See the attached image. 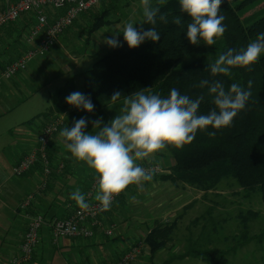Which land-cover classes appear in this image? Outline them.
Instances as JSON below:
<instances>
[{
    "label": "crops",
    "instance_id": "0c3cea01",
    "mask_svg": "<svg viewBox=\"0 0 264 264\" xmlns=\"http://www.w3.org/2000/svg\"><path fill=\"white\" fill-rule=\"evenodd\" d=\"M17 1L0 0V12ZM102 8L104 9H100V11L108 9L105 6ZM83 15L60 36V40L45 55L32 60L24 71L19 72L9 80L2 79L1 73L9 63L16 60L29 48V45L26 43V37L35 22V15L33 13H25L17 21L7 24L0 29V264H10L12 259L20 254L29 223V216H26L22 203L31 193H33V199L28 212L31 216L36 214L43 215L46 222L41 230L40 242L35 249L33 259L26 264H114L135 241L144 239L158 222L173 220V217H176L179 214L178 212L182 211L189 204L192 205L187 211L194 210L195 205L212 204L210 207H207L205 215L206 218L209 216L208 218L210 219V213L213 208L226 212L231 211L233 214L236 211L237 216L235 220L239 222L238 215L243 211L240 209V206L242 208L241 201L250 199L245 198V194H241L240 191L205 193L183 185L175 186L180 187L182 192L185 193L191 190L192 192L190 193H192L193 198L190 201L185 200L183 195L179 193L175 194V198L168 199L169 196H174V194L169 196L164 195L165 197H163V193L161 192L164 187L172 184L153 177L151 181H143L141 185H129L110 211L99 217L98 224L93 228L94 236L91 238L65 236L61 237L57 243L52 240V222L55 219H66L79 209L75 201L70 198L71 193L76 189H80L85 194L87 200V193L93 180L96 178V174L84 162L77 163L72 158L71 153L58 142L57 137L59 133L53 137L49 146L53 173L47 178L44 176L41 163H37L22 177L14 175L13 167L30 150L32 144L35 142V135L52 120V117H41L39 119H36V117L43 115L51 108L52 95L65 85L59 87L61 83L66 81L64 77V64L62 62V60L64 61V55H69L77 66L81 62L78 59L79 55L76 53L78 47L75 44L78 42L77 39L80 38H77L75 33L77 28L80 27V22L82 21L80 18ZM85 19H88L87 16H85ZM87 22H89V19ZM116 22L119 23L121 21L119 19ZM107 26L102 27V29L110 30V26ZM120 28L105 32L103 36L101 35V40L103 37L117 32ZM95 33L92 34L89 42L87 39L85 44L88 47L85 50L86 56L93 59L105 55L104 53L106 52L102 53L103 50L110 49L101 40H99V43L94 42L96 38ZM119 38L123 39V35L121 34ZM74 45H76L75 49L71 50V46ZM92 50H94L93 55L91 53ZM71 51L75 52V54L73 55ZM54 68L56 69L55 74L52 72ZM59 69H61V74L58 72ZM76 69H74V73H77L75 72ZM30 74L34 78H29ZM55 77L59 79L52 81ZM81 86L82 81L77 91L82 92ZM40 96L46 97V99L43 105L38 106V98ZM74 110L71 109L70 112ZM16 113L20 114L17 119L13 120L17 122L11 125L10 123L13 121L8 125L2 123L4 119L10 117L12 119V116ZM78 115L79 113L76 116H67L64 127L66 125L70 126L68 121L70 117L76 118ZM95 116L99 117L97 114ZM7 133L13 136V140L10 142H8ZM149 160L162 163L168 169L175 163L171 157L166 156L158 159L154 154L147 157L145 161ZM60 161L65 164V167L62 171H57L55 167ZM145 161L142 159L137 162L144 163ZM169 172L170 169L166 170L164 174H168ZM44 181H47V186L41 187ZM156 185L160 186V191L153 192L151 195ZM215 196H217V199L213 198ZM218 197L221 199H218ZM232 197H236L237 202L232 200ZM173 202H177V204ZM152 204L153 207L151 206ZM229 205L230 208L224 209ZM152 209L154 210L151 211ZM197 209L199 210V207ZM157 210L161 211L159 218L154 217V215L160 212ZM196 217L191 220L190 224L194 223L195 220L197 222L201 221L200 219L198 220V218L202 217L200 214L197 219ZM222 221L225 225L227 219H223ZM112 225H116V229L113 235L109 236L106 234L105 229ZM193 226L191 224V229H193L192 231L190 229V234L181 235V239L179 240L178 236H176L177 239H174L168 245V248L169 246L171 247L170 254L173 259L181 260L177 255L186 252V250H180V252L179 250H175L177 245L175 241H180V245L187 244V247L199 248L197 246L201 245L202 249H207L218 248L216 246L217 241H220L222 244L233 243L228 238L230 239L235 235L238 236L237 233H228L216 240L212 237V231L208 225L205 226L198 223L195 227ZM239 229L240 226L238 225ZM180 245H177V247L181 248L182 246ZM218 249L228 251L231 248L226 249L223 247ZM167 250L160 252L158 256ZM242 250H246V252L249 250V254L254 255L258 249L253 243H250L242 249H238V256H235L236 252L226 255L229 264H246L244 257L240 255ZM190 258L192 257L190 256L182 260ZM252 260L254 261V259ZM149 261V255L147 254L142 255L139 260L140 263L144 262L145 264H149ZM165 264H171V261ZM249 264L258 263L252 262Z\"/></svg>",
    "mask_w": 264,
    "mask_h": 264
},
{
    "label": "trees",
    "instance_id": "16d2710c",
    "mask_svg": "<svg viewBox=\"0 0 264 264\" xmlns=\"http://www.w3.org/2000/svg\"><path fill=\"white\" fill-rule=\"evenodd\" d=\"M255 8L256 10L249 14ZM96 9L94 17L91 16L93 25L87 29L88 42L93 33L111 23L106 20L109 11L106 13L107 10H98V5L90 10V13ZM161 12L169 15V23H157L156 28L161 34L159 42L145 41L134 49L123 43L122 47L114 48L96 58L92 68L82 73L81 90L91 97L95 105L93 113L78 109L70 112L72 106L65 102V97L78 89V83L70 79L52 95L51 108L36 119H53L56 115H63L66 119L69 115L76 116L79 113L76 119L97 114L103 117V120H110L114 116L111 108L121 106L119 101H110L114 91L119 90L126 95L140 88L150 87L153 93L161 95H167L173 87L193 98L203 92L205 100L200 106V111L207 113L213 105L207 90L195 87L201 79H219L226 87L237 82L245 88L251 80L252 95L248 106L234 118L232 126L220 130L209 126L207 131L198 130L194 140L180 148L166 145L165 149L153 153L158 159L168 156L175 162L168 174L154 178L205 193L218 191L223 183V190L226 188L225 184L229 185L233 189L231 192L240 191L245 194V198L259 194L264 205V54L259 57L258 62L250 66L251 70L249 67H236L232 70L231 77H212L207 70L208 64L214 61L219 53L228 48L244 47L250 40L264 33V0H224L219 14L225 17L223 23L226 32L211 47L203 44L191 45L185 37L186 29L171 23L173 15H182L178 0H168ZM187 19L185 16V20ZM143 26L145 30L151 27L146 23ZM86 130L91 131L92 127L88 125ZM210 131H215L216 135L210 137ZM191 205H187L183 210L189 209ZM259 217L260 212L251 209L246 213H239L238 220L242 232L238 236L228 238L236 244L228 251L189 246L184 254L177 256L181 259L191 256L212 264H229L226 255L236 252V249H242L250 243H255V247L264 244V226L257 234H252V224ZM181 219L183 213L169 222H158L146 236L142 254L149 255V264H156L158 254L168 249ZM199 222L195 220L193 225L196 226ZM257 263L264 264V258Z\"/></svg>",
    "mask_w": 264,
    "mask_h": 264
},
{
    "label": "clouds",
    "instance_id": "9594fccd",
    "mask_svg": "<svg viewBox=\"0 0 264 264\" xmlns=\"http://www.w3.org/2000/svg\"><path fill=\"white\" fill-rule=\"evenodd\" d=\"M224 0H178L182 15H173L171 23L185 28V37L193 46L201 44L211 47L226 32L219 14ZM168 0H140L143 21L140 27L132 21H125L121 28L102 42L109 48H119L126 43L130 49L138 48L145 41L159 42L161 34L156 28L158 22L169 23V15L161 8ZM185 16L188 18L185 20ZM151 25L145 30L143 24ZM123 35V41L119 39ZM264 54V33L239 49L228 48L208 64L212 77H231L236 67H249L258 62ZM252 81L247 88L233 82L227 87L219 79H201L195 87L206 89L213 105L207 113H201L200 106L205 100L201 92L196 97L182 94L173 87L167 95L153 93L150 88H140L130 94L116 90L110 97L112 103L121 102L114 117L104 122L103 117L89 120L85 116L73 118L71 126L66 125L57 140L79 163L84 162L94 171L97 179L95 200L102 210H110L113 197L129 185H141L151 181L153 176L137 161L165 149L166 145L177 148L194 140L197 131L220 130L231 127L234 118L245 110L252 95ZM65 102L87 113H93L95 105L91 97L74 91L65 97ZM92 130L87 131L88 125ZM210 137L215 131L208 132ZM70 198L80 209L90 207L80 189L71 193Z\"/></svg>",
    "mask_w": 264,
    "mask_h": 264
},
{
    "label": "built area",
    "instance_id": "2783aa9c",
    "mask_svg": "<svg viewBox=\"0 0 264 264\" xmlns=\"http://www.w3.org/2000/svg\"><path fill=\"white\" fill-rule=\"evenodd\" d=\"M112 0H18L0 12V29L17 21L25 13H33L35 22L26 37L29 48L16 60L9 63L2 71L1 78L9 80L37 57L45 55L48 50L59 40L60 36L70 28L84 13L94 9L101 3ZM65 124L63 115H56L43 129L35 135V142L30 150L24 154L13 167V173L22 177L37 163H41L44 176L47 178L53 173V166L49 156V146L53 137L59 133ZM138 163V162H137ZM150 171L152 176L165 172L164 167L156 161L140 163ZM63 162H58L55 169L62 171ZM46 184L44 183V186ZM97 192V179L95 178L87 193V202L90 207L78 209L66 219H55L51 224L52 240L57 243L61 237L77 236L89 238L93 236L90 225H95L99 215L105 213L101 205L95 200ZM123 192V191H122ZM113 197L112 204L122 194ZM31 196L25 201L23 207H28ZM108 211V210H107ZM44 224V217L36 214L31 217L21 254L11 261V264H23L31 260L34 248L40 239V230ZM111 234V231L108 232ZM141 245L134 246L125 254L117 264H130L140 253Z\"/></svg>",
    "mask_w": 264,
    "mask_h": 264
},
{
    "label": "rangeland",
    "instance_id": "374dc122",
    "mask_svg": "<svg viewBox=\"0 0 264 264\" xmlns=\"http://www.w3.org/2000/svg\"><path fill=\"white\" fill-rule=\"evenodd\" d=\"M112 1L101 3L99 5V9H98V10H100V9L103 10L104 9V8H102L103 6L108 7L107 11H109V13L106 15L107 16L106 20L111 22L108 25V26H110V30L118 29L119 27H121V25H123V23L125 21H132V22L136 23L137 25H134L136 27L141 23V21L143 19V16H142V8H141L140 0H116V1H113V2ZM255 10H256V8L251 10L249 12V14L253 13ZM96 12H97V9L94 10L92 13H90V11H89V12L85 13L80 18L82 21L80 22V27L77 28L76 33H75L77 38H80V39H77L78 42H76L75 44L78 47L76 53L79 55L78 59H80L81 62L80 63L78 62L79 64L77 63L78 64V66H77L75 61H73L69 57V55H64V61L62 60V62L64 64V66H63V68L65 70L64 77L66 78V81L61 83V85H59V87L63 86L64 84H66V82L70 78H74L76 83H78V87H79V84H81V81H82L81 73L83 71L91 69L92 65H93V60H96V59H93V58H90V57L86 56V52H85L86 48H88V47L85 46L86 41H87V37H88V30L87 29L89 28V26L93 25L91 23V21H92L91 16L94 17L93 14H95ZM85 16H87V18L89 19V22H87L88 19H85ZM119 19H120L121 22L117 23L116 20H119ZM112 22H113V25H114L113 27H112ZM110 30L109 29L108 30L100 29L97 33L94 34L96 36L94 42L95 43H99V40H101V35L103 36V34L105 32H110ZM94 35H93V37H94ZM119 39L121 41H123V39H121V38H119ZM59 40H60V38H59ZM102 40H101V42H102ZM76 45L71 46L72 47L71 50H74ZM112 49L113 48H110V49H107V50L105 49V50L102 51V53H104V52L108 53ZM71 53L73 55L75 54V52H73V51H71ZM91 53L93 55L94 50H92ZM106 53H104V54H106ZM100 57H102V56H100ZM100 57H98V58H100ZM76 67H77V69H76ZM54 69H52V72L55 74L56 69H55V71H54ZM74 69H76L75 72H77V73H74ZM58 72H60V74H61V69H59ZM32 76L33 75L30 74L29 78H34ZM58 79H59L58 77H55V78L52 79V81H57ZM30 96H32V95H30ZM31 98H33V97H31ZM38 99H39L38 101L41 103L40 104L38 102V106H40V105L44 104L46 97L44 98V97L40 96V98H38ZM119 108H120L119 106L111 108V111L114 112V115L116 114V112L119 111ZM71 109L74 110L75 108L72 107ZM19 115H20L19 113H16V114H14L12 116V119H11V117L7 118V119H4V120H2V123H4L5 125H8L11 121L17 119L19 117ZM87 117H89L90 120H94V119L97 118V116H95V114L89 115ZM72 119L73 118L70 117L69 120H68L70 126H71ZM104 121H106L105 123H107L108 120L105 119ZM14 122H17V121L11 122L10 125L12 123H14ZM89 126L92 127L91 124H89ZM12 137L13 136H11L10 134L7 133L8 142L13 140ZM161 165H162V163H161ZM162 166L164 167V165H162ZM164 169H165L164 173H166V170H169L170 168L168 169V168L164 167ZM164 173H162V174H164ZM162 174H160V175H162ZM160 175L159 174L158 175H154L153 177H157V176H160ZM221 185L218 188L219 192L223 191V192L226 193V192L233 191V189H231L229 187V185L225 184V186H226V188H224L225 190L222 189L223 187ZM158 191H160V186L156 185V188L154 190H152L151 195L153 194V192L155 193V192H158ZM190 192H192V191L190 190V191H187L185 193V192H182V189H180V187H176L175 185H169V186L164 187L163 191L161 193H163L162 194L163 197H165L164 195H168L169 196L171 194H174V196H172V195L169 196L168 199L175 198V194L179 193V194L183 195V198L185 200L190 201L193 198L192 193H190ZM213 198L217 199V196H215ZM218 199H221V198L218 197ZM231 199L237 202L236 197H232ZM241 202H242V208L240 206V209L243 210V213L244 212L246 213V211L249 210V209L257 211V212H260V217L253 223V226H252V232H253L252 234H257L264 226V205L262 204L261 196L259 194H256L252 198H250V199H248L246 201L242 200ZM173 203L177 204V202H173ZM211 205L212 204H210V205H199V206L195 205V207L193 208L194 210H192V211L191 210L187 211V210H183V209H182V211L180 210L181 212L179 211L178 213L179 214L183 213V218L185 216L186 217L182 221L181 220L179 221L180 222L179 223V227H178L177 231H175L174 235L172 236L173 241H174V239L175 240L177 239L176 236H178V240H179V239H181V235L185 236V235L191 233V231L193 229V228L191 229V224H193V223L190 224V222H191V220H193L195 218V216H197L196 217V219H197L199 214L202 216V217L198 218V219L201 220L199 222V224L200 225L204 224L205 226L208 225L211 228L210 230L212 231V237H214L216 240L219 239V238H222L223 236L227 235L228 233L229 234L237 233V234L240 235L242 230H241V227L238 230V225L240 226V224H239V222H237V220H235V217L237 216L236 215V211H234L235 214H233V213H231V211L226 212V211H222L221 209L213 208L211 210V213H210L211 214V216H210L211 219L208 218L209 216L206 218V216H205L206 215V209H207V207H210ZM151 206L153 207V204ZM197 207H199V210L197 209ZM228 208H230V205L226 206L224 209H228ZM153 210L154 209H152L151 211H153ZM157 211H160V210H157ZM160 215H161V211L159 213H157L156 215H154V217L155 218H159ZM173 219H174V217H173ZM223 219H227V222L225 223V225H224V223L222 221ZM193 227H195V226H193ZM107 229L108 228L105 229V232H106ZM190 229H191V231H190ZM187 230H189V231H187ZM141 240L135 241L133 245L138 244ZM175 242H176L175 244H177V245H180V243H181L180 241H175ZM217 242H216V246L218 248H223L224 247V248L228 249V248H233V247L236 246V244H234V243H229V244L223 243L224 244L223 245L220 241H217ZM177 245H176L175 250H179V252H180V250L185 251L188 248L186 246L187 244L180 245L182 247H186V248H182L181 247L182 249L177 247ZM254 246H255V243H254ZM197 247L201 248V245H198ZM256 247H258L259 251L257 253H255L254 255L253 254H249V250H247V252H246V250H242L240 252L241 253L240 255L244 257V261H245L246 264H249V263H252V262L253 263H257L258 261H261L264 258V244L258 245ZM168 249L169 250H167L166 252H164L160 256H157V258L155 260L156 264H165L168 261H171V264H209L208 262L200 261L197 258H193V257L188 259V260L173 259L171 254H170L171 247L169 246ZM143 251H144V248H143L142 252ZM238 255H239L238 249H236L235 256H238ZM141 257H142V255H140L136 259V261H134L132 264H135V263L136 264H145L144 262L143 263L139 262ZM31 259H32V257H31ZM230 259H231V257H230ZM252 259H254V261Z\"/></svg>",
    "mask_w": 264,
    "mask_h": 264
},
{
    "label": "bare ground",
    "instance_id": "6f19581e",
    "mask_svg": "<svg viewBox=\"0 0 264 264\" xmlns=\"http://www.w3.org/2000/svg\"><path fill=\"white\" fill-rule=\"evenodd\" d=\"M44 183L46 184L45 186H44ZM47 186V181H44V182H42V184H41V187H46ZM126 190V189H125ZM124 190V191H125ZM124 191L122 192V194L124 193ZM121 194V195H122ZM120 195V196H121ZM32 197L31 198V200H30V204H29V206L28 207H23V205H24V203H25V201L28 199V197ZM119 196V197H120ZM28 197L23 201V203H22V208L26 211V216H29L28 217V219H29V222H30V219H31V217H33V216H31L30 215V213L28 212V209H29V207H30V205H31V201H32V199H33V193H31L30 195H28ZM118 197V198H119ZM118 198L116 199V201L118 200ZM115 201V202H116ZM115 202L112 204V206L115 204ZM112 206H111V208H112ZM110 208V209H111ZM108 211H110V210H108ZM108 211H106L105 213H107ZM105 213H103V214H105ZM103 214H101V215H103ZM39 215H41V214H39ZM101 215H99L98 216V218H97V221H96V224L95 225H90V227H91V230H92V232H93V236H94V230H93V228L98 224V219H99V217L101 216ZM43 216V215H42ZM44 217V216H43ZM45 222H46V220H45V217H44V224H45ZM44 224H43V226H44ZM28 225H29V223H28ZM43 226H42V228H43ZM42 228H41V230H42ZM27 229H28V227H27ZM116 229V225H112V226H110L107 230H106V234L107 235H113V232H114V230ZM41 230H40V238H41ZM52 230V229H51ZM109 231H111V234H109L108 232ZM26 233H27V230H26ZM26 233H25V236H24V240H23V243H24V241H25V237H26ZM89 238H91V237H89ZM146 238V237H145ZM145 238L144 239H142L138 244H135V245H132L127 251H125L124 252V254L120 257V259L116 262V263H114V264H117L120 260H121V258L125 255V254H127L134 246H137V245H141V248H140V253H139V255L135 258V260L134 261H136V259L140 256V255H143L142 254V250H143V248L145 247ZM39 242H40V239H39ZM38 242V243H39ZM23 243H22V245H23ZM38 245V244H37ZM37 247V246H36ZM36 247L34 248V252H35V249H36ZM21 248H22V246H21ZM34 252H33V255H32V259H33V256H34ZM20 254H21V249H20ZM19 254V255H20ZM19 255H17V256H15L14 258H16V257H18ZM31 259V260H32ZM13 260V259H12ZM30 260V261H31ZM30 261H28V262H25V263H23V264H26V263H29ZM134 261H132L130 264H132ZM11 264V263H10Z\"/></svg>",
    "mask_w": 264,
    "mask_h": 264
}]
</instances>
